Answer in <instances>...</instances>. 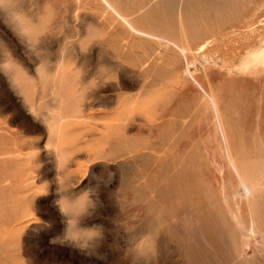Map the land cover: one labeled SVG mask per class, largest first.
<instances>
[{"label": "rangeland", "instance_id": "obj_1", "mask_svg": "<svg viewBox=\"0 0 264 264\" xmlns=\"http://www.w3.org/2000/svg\"><path fill=\"white\" fill-rule=\"evenodd\" d=\"M261 48L264 0H0V264H264Z\"/></svg>", "mask_w": 264, "mask_h": 264}, {"label": "bare ground", "instance_id": "obj_2", "mask_svg": "<svg viewBox=\"0 0 264 264\" xmlns=\"http://www.w3.org/2000/svg\"><path fill=\"white\" fill-rule=\"evenodd\" d=\"M130 26L133 28V30H137L135 27L132 26V24L130 23ZM182 52V51H181ZM256 53V52H255ZM254 57H258L259 59L264 61V49L261 48V51L259 49V51H257L256 54H254ZM254 57H252L254 59ZM257 59V58H256ZM220 118V117H219ZM222 125V124H221Z\"/></svg>", "mask_w": 264, "mask_h": 264}]
</instances>
